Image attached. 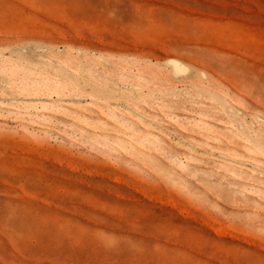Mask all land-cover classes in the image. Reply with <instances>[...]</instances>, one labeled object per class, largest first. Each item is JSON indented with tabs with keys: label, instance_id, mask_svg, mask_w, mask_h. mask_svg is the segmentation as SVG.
I'll use <instances>...</instances> for the list:
<instances>
[{
	"label": "rangeland",
	"instance_id": "1",
	"mask_svg": "<svg viewBox=\"0 0 264 264\" xmlns=\"http://www.w3.org/2000/svg\"><path fill=\"white\" fill-rule=\"evenodd\" d=\"M0 264H264V0H0Z\"/></svg>",
	"mask_w": 264,
	"mask_h": 264
}]
</instances>
